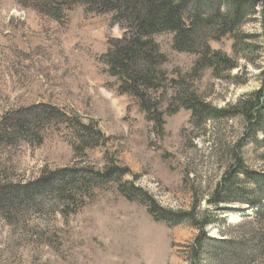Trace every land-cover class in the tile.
Segmentation results:
<instances>
[{
    "label": "rangeland",
    "instance_id": "rangeland-1",
    "mask_svg": "<svg viewBox=\"0 0 264 264\" xmlns=\"http://www.w3.org/2000/svg\"><path fill=\"white\" fill-rule=\"evenodd\" d=\"M196 1L197 12L208 15L205 0ZM222 3H214L221 13ZM253 11L238 24L242 58L229 77L214 79L200 66L194 79L186 77L195 59L172 52L168 35L155 37L167 56L161 69L168 77L178 71L185 87L216 109L264 91V8L256 3ZM109 21L77 7L57 23L0 0V116L49 105L96 137L77 152L70 137L76 128L63 122L40 132L41 146L0 147V186L55 171L92 179L114 170L109 184L92 185L93 197L76 213L64 214L51 190L16 199L14 206L26 208L0 213V264H191L190 247L201 235L211 241H202L196 264H264V135L239 116L191 125L186 110L166 109L168 82L159 106L163 130H155L98 63L108 41L122 36ZM231 45L211 47L232 56ZM234 155L242 168L233 166Z\"/></svg>",
    "mask_w": 264,
    "mask_h": 264
},
{
    "label": "trees",
    "instance_id": "trees-1",
    "mask_svg": "<svg viewBox=\"0 0 264 264\" xmlns=\"http://www.w3.org/2000/svg\"><path fill=\"white\" fill-rule=\"evenodd\" d=\"M192 1L194 6L189 8L188 0H17L22 8L32 9L57 23L65 24L76 6L82 7L86 15L110 16V26H118L122 36L108 41L107 50L98 58V62L103 67V73L115 79L117 94L126 95L145 116L146 121L152 122L155 130H163L165 113L159 112V106L166 98L163 85L168 82L172 89L166 109L171 113L175 111L172 109L175 106L186 110L190 113L191 125L203 128L208 121L239 116L253 133L264 135V91L259 90L227 109L213 108L206 103L203 95L185 87L178 71H175L176 75L169 73L168 77L167 72L161 69L167 56L155 40L156 36L168 35L172 52L194 57V65L186 77L194 79L199 66L205 68L214 79H220L222 74L229 77L238 68L239 58H242L238 49L242 42L238 24L248 13L255 15L253 8L256 3L264 8V0H205L208 15L197 12V1ZM217 1L226 6L223 13L214 4ZM262 15L264 37V12ZM222 40L232 42V56L212 49V43ZM29 116H32L31 120L27 119ZM63 122L76 128L70 135L75 151L83 153L85 148L96 142L94 133L77 125L62 110L39 105L0 116V147L31 142L41 146L43 137H40V132L54 126L57 128ZM234 159L233 166L242 168L236 155ZM231 168L230 166L229 170ZM111 169L102 175L95 174L92 179L87 178V174L79 175V172L68 173L63 170L49 172L23 185L0 186V213L6 216L11 210L19 212L26 205L14 206L16 199L32 200L37 192L49 190L55 192L64 203V214H68L69 208L76 213L93 197L92 185L97 182L109 184L108 179L114 176V170ZM231 173L235 175L237 172ZM55 179L59 181L57 184H54ZM149 211L155 210L151 207ZM256 211L258 215L259 212ZM153 217L157 222L160 220L158 214ZM202 237L205 236L198 237L190 247L191 264H196V260L202 255V241H211Z\"/></svg>",
    "mask_w": 264,
    "mask_h": 264
}]
</instances>
